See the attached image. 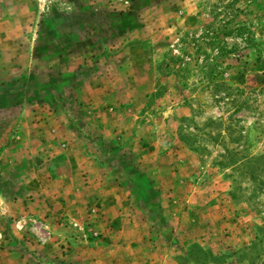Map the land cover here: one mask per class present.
Listing matches in <instances>:
<instances>
[{
  "label": "rangeland",
  "instance_id": "374dc122",
  "mask_svg": "<svg viewBox=\"0 0 264 264\" xmlns=\"http://www.w3.org/2000/svg\"><path fill=\"white\" fill-rule=\"evenodd\" d=\"M120 233L264 264V0H0V248L82 264Z\"/></svg>",
  "mask_w": 264,
  "mask_h": 264
},
{
  "label": "crops",
  "instance_id": "0c3cea01",
  "mask_svg": "<svg viewBox=\"0 0 264 264\" xmlns=\"http://www.w3.org/2000/svg\"><path fill=\"white\" fill-rule=\"evenodd\" d=\"M113 179L114 178L109 174H101L100 176L96 175L92 179V183L94 184L96 189L95 193L98 196L104 198L103 201L105 203H108V201H105V199L107 197H110L107 196V193L110 192L112 194V199L114 197L123 198L120 186ZM88 180H91L90 174L88 175ZM89 187L91 186H87V188ZM117 191L119 192L118 194ZM21 225L22 222L19 221V223H15V228L19 230L18 227H21ZM61 230L60 231L63 233L64 229L61 228ZM16 236L21 237V233ZM121 239L122 237L120 233V235H117L116 240L111 241V243H108V241L100 242L103 245H108L106 252L102 256H96V258H94L95 255H93V253H91L90 251V258H85L84 260L82 259V264H141L142 262H144L143 264H145V260H148V258H145V252L142 253V250L137 249L134 241H119ZM3 247L4 248H0V264H35V257L23 253L15 241H13V244H9V241H7L6 246L4 245ZM30 248L34 247L30 246ZM78 253L79 251L77 250V254ZM81 256L82 255L69 254L66 255L65 258L71 259V264H75L79 262L80 258H83ZM149 261L152 260L150 259Z\"/></svg>",
  "mask_w": 264,
  "mask_h": 264
},
{
  "label": "trees",
  "instance_id": "16d2710c",
  "mask_svg": "<svg viewBox=\"0 0 264 264\" xmlns=\"http://www.w3.org/2000/svg\"><path fill=\"white\" fill-rule=\"evenodd\" d=\"M238 104V103H237ZM240 106V105H239ZM219 122V121H218ZM246 158H248V157H246ZM245 160H247V159H245Z\"/></svg>",
  "mask_w": 264,
  "mask_h": 264
}]
</instances>
